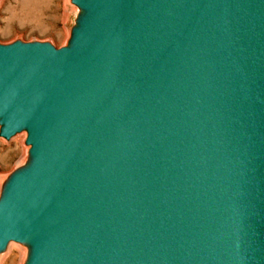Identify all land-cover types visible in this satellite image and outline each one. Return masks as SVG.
Segmentation results:
<instances>
[{"label": "water", "instance_id": "95a60500", "mask_svg": "<svg viewBox=\"0 0 264 264\" xmlns=\"http://www.w3.org/2000/svg\"><path fill=\"white\" fill-rule=\"evenodd\" d=\"M65 45L0 41V258L264 264V0H70Z\"/></svg>", "mask_w": 264, "mask_h": 264}, {"label": "rangeland", "instance_id": "374dc122", "mask_svg": "<svg viewBox=\"0 0 264 264\" xmlns=\"http://www.w3.org/2000/svg\"><path fill=\"white\" fill-rule=\"evenodd\" d=\"M74 12L70 0H0V41L50 40L61 47L70 35ZM27 150L25 134L10 140L0 136V182L23 162ZM10 246L0 264H22L25 248L16 242Z\"/></svg>", "mask_w": 264, "mask_h": 264}, {"label": "bare ground", "instance_id": "6f19581e", "mask_svg": "<svg viewBox=\"0 0 264 264\" xmlns=\"http://www.w3.org/2000/svg\"><path fill=\"white\" fill-rule=\"evenodd\" d=\"M10 248H11V246H10ZM12 249H13V248H12ZM12 251H13V250H12ZM7 253H8V252H7ZM7 253H6V254H7ZM6 254H5V255H6ZM5 255H4L2 258H0V262H2V260L5 258ZM10 256H11V255H10ZM14 257H15V256H14ZM11 259H13V258L11 257ZM11 259H10V260H11ZM6 260H7V259H6ZM11 262H12V261H11Z\"/></svg>", "mask_w": 264, "mask_h": 264}]
</instances>
